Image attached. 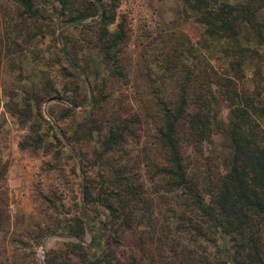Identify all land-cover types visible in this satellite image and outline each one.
<instances>
[{
	"label": "trees",
	"instance_id": "1",
	"mask_svg": "<svg viewBox=\"0 0 264 264\" xmlns=\"http://www.w3.org/2000/svg\"><path fill=\"white\" fill-rule=\"evenodd\" d=\"M120 1L71 4L68 0L60 4L67 13L62 26L78 29L86 36L84 40L99 45L110 69L97 84L86 82L88 111L72 132L74 142L86 150L89 145L93 148L89 164L102 180L82 176L78 214L66 223L67 234L75 240L61 243L63 251L49 257L48 263L69 264L65 259L71 255L75 264H264V96L241 83L244 62L258 54L246 33L264 40V22L257 18L264 0H182L185 15L193 16L204 35L226 43L228 48L222 51L227 65L218 74L212 68L205 72L196 65L188 66L182 50L172 59L166 58L163 73L173 76L174 87L162 78L160 87L158 83L153 86L154 81L149 83L155 109L144 120L136 113L106 110L112 83L127 78L123 53L129 21L119 8ZM22 3L20 17L34 20L37 8L29 1ZM59 52L70 69L65 74L74 82H85L84 73L66 49L60 47ZM27 98L38 109L42 101L61 97L51 77L46 76ZM221 100L227 112L220 123L213 108ZM72 105H76L74 100ZM2 106L22 120L25 112L5 103ZM143 133L147 135L144 143ZM217 134L224 139L225 153L220 158L207 147ZM26 138L25 142L35 148L44 140L37 131H29ZM53 138L66 147L74 162L88 160L87 152H74V145L66 141L61 129H54ZM105 151L113 152L107 161H103ZM4 172L1 165L0 180ZM90 190L97 192L95 201L113 225L110 243L106 242L99 253L90 250L91 243L82 242L84 233L91 232L83 219V203L90 200ZM0 193H4L1 186ZM45 196L40 194L46 207L56 211ZM8 219L5 200L0 197L1 236L7 233ZM20 220L24 236H31L37 244L48 232L52 234L41 227L39 216L21 215ZM53 226L57 228L58 223L53 222ZM216 234L228 241L229 249L214 246ZM128 236V249L124 250L122 242ZM115 247L128 259L120 260ZM0 249L1 257L6 249L3 242ZM9 261L0 258V264Z\"/></svg>",
	"mask_w": 264,
	"mask_h": 264
},
{
	"label": "rangeland",
	"instance_id": "2",
	"mask_svg": "<svg viewBox=\"0 0 264 264\" xmlns=\"http://www.w3.org/2000/svg\"><path fill=\"white\" fill-rule=\"evenodd\" d=\"M25 1L37 8L34 20L20 17V8ZM64 1L68 0H0V167L5 166L4 179L0 180L4 193H0V197L5 200L9 216L7 233L3 236L0 233V243L6 247L0 258L7 257L10 260L7 264H49V257L63 251L61 243L75 240L67 234L66 223H71L67 220L78 214L82 176L102 180L92 172L89 164L94 157L89 155L93 148L89 145L86 150L81 143L74 142L72 132L76 122L84 119L88 111L86 82L91 85L100 82L110 65L99 45L84 40L86 36H81L78 29L62 26L67 15L60 9ZM82 1L87 0H70V3ZM119 8L129 21L128 40L123 53L127 78L126 81L112 83L109 89L111 101L106 105L108 112L136 113L141 120L146 114H154L155 106L148 85L154 81L153 86L158 83L160 87L162 78L173 89L174 78L163 73L162 63L166 58L172 59L180 50L188 66L196 65L205 72L212 68L218 74L226 67L228 58L222 50H227L228 46L222 40L204 35L202 26L195 23L193 16L185 15L182 0H121ZM257 18L264 22V8L258 11ZM246 35L249 36V45L258 54L244 62L241 83L252 93L258 90L264 96V40L260 42L252 34ZM60 47H64L79 65L86 77L85 82H74L65 74L70 69H66ZM46 76L51 77L61 98L46 99L37 109L27 96ZM161 90L163 93L166 91L164 87ZM3 103L25 112L22 120L5 112ZM213 110H216L218 122H224L225 103L221 100ZM261 120L264 124V117ZM54 129H61L66 141L74 145L76 154L87 152L88 160L85 158L79 164L74 162L66 147L53 138ZM29 131H37L44 137L42 146L35 148L25 142ZM141 139L146 142L147 135L143 133ZM223 144V137L217 134L207 147L214 149L213 155L220 158L225 153ZM112 153L105 151L103 161L109 160ZM49 189L54 192V197ZM96 193L90 190V200L87 198L86 204L83 203V219L91 227V232L84 233L82 242L91 243L90 250L99 253L106 242L110 243L113 225L106 211L96 203ZM40 194L51 199L57 210L47 208V202ZM21 215H32L36 219L39 216L41 227L52 234L48 232L37 244L31 236H24L20 226ZM53 222L58 223L57 228ZM216 236L214 246L229 249L228 241L221 235ZM130 237L122 242V249H128ZM114 251L120 260L128 259L121 255V248L115 247ZM0 253L3 250L0 249ZM65 261L75 264L76 258L69 255Z\"/></svg>",
	"mask_w": 264,
	"mask_h": 264
}]
</instances>
